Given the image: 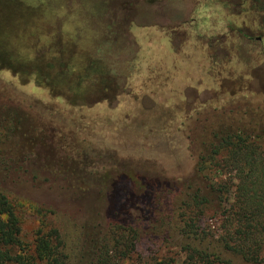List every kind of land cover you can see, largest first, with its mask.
Returning a JSON list of instances; mask_svg holds the SVG:
<instances>
[{
    "label": "rangeland",
    "instance_id": "374dc122",
    "mask_svg": "<svg viewBox=\"0 0 264 264\" xmlns=\"http://www.w3.org/2000/svg\"><path fill=\"white\" fill-rule=\"evenodd\" d=\"M261 5L0 0V151L65 180L38 190L20 179L11 191L34 202L55 199L66 212L46 215L61 230L66 264H95L114 223L106 175L119 159L149 162L160 180H182L192 167L187 136L208 113L245 105L264 112ZM58 128L81 140L79 159L56 146ZM122 168L133 173L134 165ZM183 199L178 193L154 212L178 215ZM206 219L216 223L211 212ZM22 225L29 243L38 218L27 211Z\"/></svg>",
    "mask_w": 264,
    "mask_h": 264
},
{
    "label": "trees",
    "instance_id": "16d2710c",
    "mask_svg": "<svg viewBox=\"0 0 264 264\" xmlns=\"http://www.w3.org/2000/svg\"><path fill=\"white\" fill-rule=\"evenodd\" d=\"M197 124L187 136L192 167L182 180H160L149 162L125 159L106 175L114 223L98 242L95 264H264V112L235 106L213 110ZM55 132L59 147L73 154L76 143L80 155L72 130ZM132 164L133 173L122 168ZM20 179L38 190L65 184L0 151V264H66L61 230L46 221V215L67 218L66 212L55 199L13 195ZM178 193L181 213L159 219L154 208ZM27 211L39 223L29 243L23 241ZM210 212L214 224L206 219Z\"/></svg>",
    "mask_w": 264,
    "mask_h": 264
},
{
    "label": "flooded vegetation",
    "instance_id": "af4514ba",
    "mask_svg": "<svg viewBox=\"0 0 264 264\" xmlns=\"http://www.w3.org/2000/svg\"><path fill=\"white\" fill-rule=\"evenodd\" d=\"M260 9V11L262 12H264V5H261V7L259 8ZM262 12V13H263ZM263 18V17H262ZM245 39H247V41H252V39L250 38V37H247V38H245ZM257 40L258 41H261V38L259 37V38H257ZM56 133V132H55ZM54 137H55V134H54ZM54 142H55V140H54ZM79 143H80V145L82 144V142H81V140L79 139ZM55 144H56V142H55ZM56 146L57 147H59L57 144H56ZM81 147H82V145H81ZM72 151H74L73 152V154H71V153H68V154H70V155H72V156H74L75 158H77V159H79L80 157H81V155H77V152L79 151V146L75 143V144H73V146H72ZM76 152V153H75ZM77 155V156H76ZM61 179H63V178H61Z\"/></svg>",
    "mask_w": 264,
    "mask_h": 264
}]
</instances>
